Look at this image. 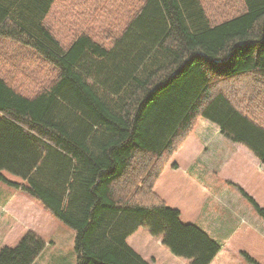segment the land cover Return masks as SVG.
<instances>
[{
  "label": "trees",
  "instance_id": "1",
  "mask_svg": "<svg viewBox=\"0 0 264 264\" xmlns=\"http://www.w3.org/2000/svg\"><path fill=\"white\" fill-rule=\"evenodd\" d=\"M239 2L216 20L203 0H0V171L75 231L76 264H149L141 227L189 264L217 255L154 186L200 119L264 168V0ZM225 247L264 264L245 223ZM44 248L28 230L0 264Z\"/></svg>",
  "mask_w": 264,
  "mask_h": 264
},
{
  "label": "rangeland",
  "instance_id": "2",
  "mask_svg": "<svg viewBox=\"0 0 264 264\" xmlns=\"http://www.w3.org/2000/svg\"><path fill=\"white\" fill-rule=\"evenodd\" d=\"M203 1L211 15L217 18L216 20L241 9L239 0L232 3L231 11L224 4V6H216L218 4L216 1ZM105 22L108 21L105 20ZM200 120L202 123L206 121ZM208 124L209 122L204 123L203 126L204 130H208L206 140L199 135L201 125L197 123L193 136L190 135L191 141L187 140L189 136L174 154L175 156L173 155L174 158L170 159L157 180L158 189L163 192V196L158 194L168 206L180 212V220L183 224L195 225L218 244L231 231L233 225L235 228L240 226L238 225L239 217H243V222H247L264 239L263 220L254 212L252 205L240 192L241 190L264 208V173L261 170L263 167L260 164L262 168L259 167L258 161L241 146L228 142L229 147L226 150L227 141L223 143L220 139L213 138L216 129L214 126L211 129L208 128ZM192 142L200 145L202 150L195 157V161L190 159L195 152ZM203 157L206 158V165H203ZM169 166L171 169H168ZM172 166H176L175 170ZM0 176L2 177H0V248L5 245L14 247L17 244L18 237L22 233L19 225L24 220L29 224L30 229L45 242V248L32 264H76L75 231L43 212L35 201L17 191L12 184L20 183L19 177L5 171H0ZM20 197L26 200L27 204H24ZM37 211L45 214V219H41ZM217 231L219 236H216ZM126 242L149 264L187 262L181 258L173 260L174 256L169 255L167 249L164 250L160 240L151 236L143 227L129 236ZM229 250L236 251L232 248Z\"/></svg>",
  "mask_w": 264,
  "mask_h": 264
},
{
  "label": "crops",
  "instance_id": "3",
  "mask_svg": "<svg viewBox=\"0 0 264 264\" xmlns=\"http://www.w3.org/2000/svg\"><path fill=\"white\" fill-rule=\"evenodd\" d=\"M200 123V128H199V131H201V134H199L201 137H203L205 140H206V136H207V131L208 130H204V128H203V126H204V123H208V122H206V121H204L203 123H202V121L201 120H199L198 121V124ZM209 125V127L208 128H212V126H214L215 127V135L213 136V138H218V139H220L223 143H225L227 140L225 139V138H223L222 136H221V134H220V131H219V129H218V127L217 126H215V125H213V124H211V123H209L208 124ZM203 128V129H202ZM201 129V130H200ZM212 131V130H211ZM199 133V132H198ZM191 136H193V135H191ZM189 137L187 140L190 142L191 141V139H192V137ZM199 136V137H200ZM212 138V139H213ZM206 142H208V141H206ZM205 142V144H209V143H206ZM229 141H227L226 142V150H227V148L229 147L228 145H229V143H228ZM232 144V143H231ZM191 145H193V149L195 150V152L190 156V159L192 158V161H195V157L197 156V155H199V153L202 151L201 150V146L200 145H198V144H196L195 142H192V144ZM233 145H236V144H233ZM237 146H241V145H237ZM204 148L206 147L205 145L203 146ZM241 147H243V146H241ZM197 148V149H196ZM244 148V147H243ZM243 148H240V150H242V151H244L243 150ZM245 149V148H244ZM198 152H197V151ZM201 150V151H200ZM246 150V149H245ZM204 151H206V149H204ZM204 151L202 152V155L204 154ZM230 152V154H232V152H231V150L229 151ZM195 155V156H194ZM175 156V155H174ZM174 156L172 157V159L174 158ZM194 156V157H193ZM170 162V161H169ZM206 158H204L203 157V165H206ZM256 163V162H255ZM183 164V163H182ZM181 164V165H182ZM181 165H179V167L181 166ZM258 165H259V163H258ZM171 166H169L168 167V169H171L170 168ZM178 167V168H179ZM259 167H261L260 165H259ZM262 168V167H261ZM174 169V168H173ZM175 170V169H174ZM262 171H263V173H264V169L262 168L261 169ZM159 188V182H156V184H155V186H154V190H155V192L158 194V193H160L162 196H163V192L160 190V189H158ZM156 189L158 190V191H156ZM20 199L23 201V202H25L24 204H27V202H26V200H24L22 197H20ZM32 211H34L33 209H32ZM38 213H37V215L42 219H45L44 217H46V216H44L45 214H43L42 212H39V211H37ZM39 213H41V214H39ZM36 214V213H35ZM240 219L238 220V225H240V223H245V224H247V225H249L247 222H243L244 221V219H243V217H239ZM237 225V226H238ZM20 226V229H21V231H22V233H21V235H19V239L21 238V236L23 235V234H25L28 230H31L30 229V226H29V224L27 223V222H25L24 220H23V223L21 224V225H19ZM235 225H233L232 227H231V231L229 232V233H227V235L225 236V238L222 240V241H220L219 242V245H221L220 246V250H219V252L217 253V256H215V258L210 262V264H249V263H247L244 259H243V257H241V255L237 252V251H234V250H229L228 248H226L225 247V243H226V241H225V239H227V238H230V236L233 234V232L235 231V227H234ZM250 226V225H249ZM229 228V227H228ZM31 231H33V230H31ZM219 236V232L217 231L216 232V236ZM19 239L17 240V242L19 241ZM5 246H7V245H5ZM4 247V246H3ZM2 248V247H1ZM164 250H166V248L164 249ZM167 252L169 253V255H172L168 250H167ZM172 257V256H171ZM172 259L173 260H176V259H180V258H177V257H172ZM155 260V259H154ZM218 260V261H217ZM217 261V262H216ZM154 262H156V260L154 261ZM188 262V261H187ZM187 262H182L181 264H187Z\"/></svg>",
  "mask_w": 264,
  "mask_h": 264
}]
</instances>
